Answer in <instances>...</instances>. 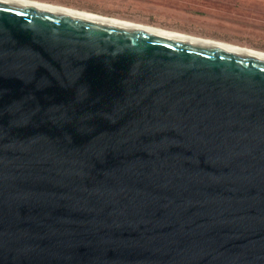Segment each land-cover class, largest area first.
I'll return each mask as SVG.
<instances>
[{
	"label": "water",
	"instance_id": "water-1",
	"mask_svg": "<svg viewBox=\"0 0 264 264\" xmlns=\"http://www.w3.org/2000/svg\"><path fill=\"white\" fill-rule=\"evenodd\" d=\"M0 264H264V58L0 0Z\"/></svg>",
	"mask_w": 264,
	"mask_h": 264
},
{
	"label": "rangeland",
	"instance_id": "rangeland-1",
	"mask_svg": "<svg viewBox=\"0 0 264 264\" xmlns=\"http://www.w3.org/2000/svg\"><path fill=\"white\" fill-rule=\"evenodd\" d=\"M264 52V0H31Z\"/></svg>",
	"mask_w": 264,
	"mask_h": 264
},
{
	"label": "bare ground",
	"instance_id": "bare-ground-1",
	"mask_svg": "<svg viewBox=\"0 0 264 264\" xmlns=\"http://www.w3.org/2000/svg\"><path fill=\"white\" fill-rule=\"evenodd\" d=\"M12 1H16V2H19V3L25 4V5L33 6V7L46 8V9H51V10L62 11V12L68 13V14L73 15V16H78V17H83V18L92 19V20H99V21L109 22V23H112V24H115V25H119V26L139 27V28H142V29H144L146 31H149V32H152V33H155V34L165 35V36H169V37H173V38L189 40V41L198 42V43L215 44V45H218V46H220V47H222L224 49H228V50H232V51H236V52H245V53L252 54V55H254L256 57L264 58V52H261V51H256V50H251V49H247V48L237 47V46L224 44V43H220V42H216V41H212V40L201 39V38H196V37H191V36H186V35H181V34H177V33H174V32H169V31H166V30H162V29H159V28H153V27H150V26L142 25V24L131 23V22L118 20V19H111V18L99 16V15L88 14V13L79 12V11H76V10H73V9L52 6V5H48V4H44V3H40V2L31 1V0H12Z\"/></svg>",
	"mask_w": 264,
	"mask_h": 264
}]
</instances>
